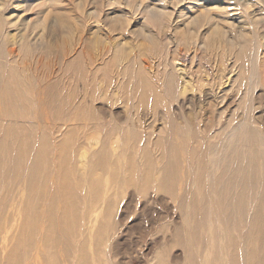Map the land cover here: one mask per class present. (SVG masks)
Instances as JSON below:
<instances>
[{"label": "rangeland", "instance_id": "374dc122", "mask_svg": "<svg viewBox=\"0 0 264 264\" xmlns=\"http://www.w3.org/2000/svg\"><path fill=\"white\" fill-rule=\"evenodd\" d=\"M0 151V264H187L175 229L192 224L197 263L213 233L225 264L249 225L233 160L255 165L249 218L264 181V0H0Z\"/></svg>", "mask_w": 264, "mask_h": 264}, {"label": "bare ground", "instance_id": "6f19581e", "mask_svg": "<svg viewBox=\"0 0 264 264\" xmlns=\"http://www.w3.org/2000/svg\"><path fill=\"white\" fill-rule=\"evenodd\" d=\"M165 7L166 6H160V7H158L157 6V4L155 3V4H153V6H148L146 9L147 10H145V12H146V15H148V16H150L151 18H157V17H160L161 15H163L164 13H165V11H164V9H165ZM206 9H208L207 7H206ZM166 10V9H165ZM218 10H219V8H218ZM185 57H187L186 55H185ZM183 58V57H182ZM181 58V59H182ZM189 58V57H188ZM181 59H179V60H181ZM184 59H186V58H184ZM193 60V59H192ZM180 63V62H179ZM183 63V62H182ZM236 68V67H235ZM167 76V75H166ZM167 79V78H166ZM222 80V79H221ZM4 81V80H3ZM165 81H167V80H165ZM176 83V81L173 79V78H170V80H169V85L170 86H173L174 84ZM168 84V83H167ZM186 87V86H185ZM179 89H180V87H179ZM249 90H251V89H249ZM211 93V92H210ZM214 96V95H213ZM204 102V101H203ZM216 103V102H215ZM11 106V105H10ZM207 107V106H206ZM186 128V127H185ZM247 133V132H246ZM187 135V134H186ZM185 135V136H186ZM6 137H7V135H6ZM5 137V138H6ZM184 137V136H183ZM187 137V136H186ZM185 137V139L186 140H188L187 138ZM15 138V137H14ZM2 139V138H1ZM7 139H8V137H7ZM6 139V140H7ZM194 139V138H193ZM192 139V140H193ZM11 140V139H10ZM14 141H15V139H13ZM7 142V141H6ZM13 142V141H12ZM158 142V141H157ZM161 142V141H160ZM188 142V141H187ZM190 142V141H189ZM15 143V142H14ZM205 143V142H204ZM231 143V142H230ZM182 144V143H181ZM185 144V143H184ZM184 144H183V146H184ZM189 144V143H188ZM6 145V144H5ZM187 145V144H186ZM192 145V144H191ZM194 145H196V142H195V144ZM4 146V145H3ZM7 146V145H6ZM190 146V145H189ZM229 146H231L230 148H229V150H233V151H235V148H237V147H234L233 145H229ZM204 147V146H203ZM260 147V146H259ZM190 148V147H189ZM7 149V148H6ZM12 149V148H11ZM106 149V148H105ZM228 150V149H227ZM188 151V150H187ZM1 152V151H0ZM3 152V151H2ZM3 154V153H2ZM216 155H217V153H216ZM219 155V154H218ZM235 155H237V153L235 154ZM259 155H261L260 153H259ZM3 156V155H2ZM193 156V155H192ZM39 157V156H38ZM217 159H218V157L217 156H215ZM105 158H106V150H102V151H100L95 157H94V159H93V162H92V166H91V170L92 171H94L95 169H97V167H101V166H103V162H104V160H105ZM194 158H195V156H194ZM217 159H215V160H217ZM238 159V160H237ZM221 160V159H220ZM236 160H237V162H236ZM228 161H230V159H227L226 157H225V161H224V163H226V165H225V169H226V167H227V162ZM3 162V161H2ZM215 162V161H214ZM220 162V161H219ZM40 163V162H39ZM216 163V162H215ZM217 164V163H216ZM3 165V164H2ZM213 165H214V163H213ZM218 165V164H217ZM217 165H215V166H217ZM34 166V165H33ZM232 166H233V168L232 169H234L233 171H232V175L231 176H229V179H228V181H229V183L230 184H232L233 185V187H236L235 185H237L238 183V185H239V189H240V191H239V194H238V196L235 198V201L233 200L232 202V206H234L236 209H237V211H236V213H238V214H240L241 215V217L242 218H244V214H245V222L247 223V221L249 222V225H245L247 228H248V230H247V232H246V234H245V236H244V238H245V241H244V249H245V252H243L242 254H240V255H236V254H232L231 256H230V258H228L229 256H227V258H228V260H227V262H225V264H264V181H259L260 183H259V185H258V187H257V190H256V192L255 193H257V195H258V197H257V199L256 198H254L255 200H257V202H258V204H254V206H253V214H252V216L249 218L248 216V214H246L245 213V211H246V207H247V205H246V199H247V194H248V192H247V190H249L250 189V187H254V180H252L253 182H249L250 181V176L251 175H256V172H255V165L251 162V160H248V158H247V156L246 155H244V153H242L241 155H240V157L239 158H235L234 160H233V162H232ZM1 168H2V166H1ZM227 168H229V167H227ZM212 169H213V167H212ZM11 170H13V169H11ZM162 171L158 174V176H157V179H156V182H157V184H156V186H157V191L160 193V192H162V193H168V194H172L174 191H175V186H174V184H173V186H171V181H172V179H173V176H172V171H171V168L170 167H167V169L166 168H164V169H161ZM262 170V169H261ZM261 170H260V172H261ZM196 171H199V170H196ZM217 171H220L219 169L217 170ZM9 172V171H8ZM12 172V171H11ZM206 172V171H205ZM229 172V171H228ZM230 172H231V169H230ZM2 173V172H1ZM194 173V172H193ZM197 173V172H196ZM199 173V172H198ZM217 173V172H216ZM219 173V172H218ZM222 173V172H221ZM32 174V173H31ZM228 174V173H227ZM227 174H226V176H227ZM243 174V175H242ZM30 175V174H29ZM147 175V174H146ZM194 175H195V173H194ZM25 176H28V175H25ZM183 176V175H182ZM219 176V175H218ZM28 177H30V176H28ZM145 177H147L146 179H143V189L142 190H146V189H148V186H149V184H150V182H151V179H150V176H145ZM194 177V176H193ZM214 177V176H213ZM253 177V176H252ZM154 178V177H153ZM183 178V177H182ZM189 178V177H188ZM196 178H197V176H196ZM33 179V178H32ZM35 179V178H34ZM224 179V178H223ZM253 179H255L254 177H253ZM31 180V179H30ZM133 180V179H132ZM155 180V179H154ZM193 180V179H192ZM195 180V182H194V184H196V187L194 186V188H195V190H194V188H192V186H189V188H188V186H186L185 187V189L184 190H186V196H183L182 198H181V200H180V202H179V206L181 207V208H183L184 206H185V204H187V206L190 208V210H193V213L195 212L194 210H196V206H197V203L196 202H198V200L196 201L195 199V197L194 196H197L195 193L197 192V194H199V192L201 193H204L205 192V190H207L206 189V184L203 186V188L202 187H199V180L198 179H194ZM262 180V179H261ZM33 181V180H32ZM35 181V180H34ZM185 181V179H183V181L182 182H184ZM202 181H203V179H202ZM216 181V180H215ZM27 182H29V181H27ZM31 182V181H30ZM29 182V183H30ZM154 182V181H153ZM188 182V181H187ZM205 182H207V181H205ZM185 183V182H184ZM183 183V184H184ZM208 183V182H207ZM211 183V182H210ZM225 183H227V182H225ZM182 183H180L179 184V186L181 185ZM192 184V183H191ZM213 184H214V182H213ZM153 185H155V184H153ZM211 185V184H210ZM226 185V184H225ZM182 186V185H181ZM218 187H219V185H218ZM153 188H154V186H153ZM209 188V187H208ZM218 189V188H217ZM229 189H231L232 190V188H229ZM194 190V191H193ZM234 190V189H233ZM189 191V193L187 194V192ZM208 191H211V190H209L208 189ZM207 192V191H206ZM235 192V191H234ZM213 193V192H212ZM206 195H208L207 193H205ZM231 194V193H230ZM236 194V193H235ZM200 196H201V194H199ZM198 195V197H200ZM214 195V194H213ZM250 195V194H249ZM252 195V194H251ZM216 196V195H215ZM225 196V195H224ZM235 195H233L232 197H234ZM179 197V196H178ZM177 197V198H178ZM231 198V197H230ZM211 198H209V200H210ZM191 200V201H190ZM201 200V199H200ZM214 200H215V198H214ZM230 200V199H229ZM189 201V202H188ZM252 201V200H251ZM254 202V201H253ZM189 203H190V205H189ZM202 203H203V205H202ZM212 203H214L215 204V202H212ZM211 204V203H210ZM224 204H225V202H224ZM249 204H250V202H249ZM212 205V207H213V204H211ZM220 205H223V203H220ZM186 206V207H187ZM200 206H202L203 207V209H204V207L206 206V204H205V202H202L201 201V203H200ZM228 206V205H227ZM226 206V207H227ZM251 206V205H250ZM249 206V207H250ZM185 207V208H186ZM233 207V208H234ZM198 208H200V207H198ZM210 209H212L211 208V206L209 207ZM223 208H224V205H223ZM252 208V207H251ZM188 210V209H187ZM190 210H189V212H190ZM217 210V209H216ZM223 210V209H222ZM248 210V209H247ZM198 213H199V211H198ZM204 213V212H203ZM222 213V212H221ZM250 213V212H249ZM97 214H99V213H97ZM96 214V215H97ZM214 214V213H213ZM234 214H235V212H234ZM237 214V215H238ZM95 215V216H96ZM186 215V214H185ZM208 215H209V212H208ZM223 215V214H222ZM227 215V214H226ZM95 216H93V217H95ZM221 216V215H220ZM224 216V215H223ZM222 216V217H223ZM236 217V216H235ZM97 219H98V217H96ZM200 218V217H199ZM189 219H190V217H189ZM237 218H235V220H236ZM96 220V219H95ZM94 220V221H95ZM75 221V220H74ZM89 221H91V220H89ZM93 221V222H94ZM193 221V220H192ZM185 222H186V220H185ZM194 222V221H193ZM91 223V222H90ZM188 224V223H187ZM93 225V224H92ZM213 225V224H212ZM242 225V224H241ZM208 227H210L209 226V223H208ZM228 227V226H227ZM70 228V230H71V227H69ZM220 228H221V226H220ZM212 228L210 227V233L213 231L214 232V230H211ZM228 229V228H227ZM176 231H175V238H176V242L178 243V244H181L182 245V243L186 246V248H187V259H186V262H187V264H198L197 263V259L194 257V255L192 254V252H191V248H192V245L193 244H199V242L201 243V241H200V235H201V232H202V230L204 231V229H203V227L202 226H200V225H185L184 226V228L182 227V228H177V229H175ZM183 231H185L184 233H183ZM229 231V230H228ZM69 232V231H68ZM205 232V231H204ZM204 232H202V234L204 233ZM209 232V231H208ZM220 232V231H219ZM206 233V232H205ZM228 233V232H227ZM184 234V235H183ZM216 234V233H215ZM217 234H219V233H217ZM221 234V233H220ZM243 234V233H242ZM241 234V235H242ZM61 235V234H60ZM207 235V234H206ZM211 235L212 236H210V237H212L211 238V242H212V244L211 245H213L215 248L218 246H215V242H214V234L213 233H211ZM222 235V234H221ZM219 236V235H218ZM228 236H229V234H228ZM227 236V237H228ZM68 238V237H67ZM219 239V238H218ZM221 239V238H220ZM219 239V240H220ZM227 239H229V238H227ZM226 239V240H227ZM3 240V239H2ZM67 240V239H66ZM69 240V239H68ZM223 240H225V237L223 238ZM221 241V240H220ZM220 241H218V243L220 242ZM230 241H231V246L233 247V244H234V241H235V239H233L232 237L230 238ZM4 242V241H3ZM209 242V241H208ZM225 242V241H224ZM229 242V241H228ZM243 241H242V239H241V243H242ZM215 243V244H214ZM217 243V244H218ZM223 245H224V243H223ZM223 245H220L221 247L223 246ZM209 246H210V244H209ZM213 246H211V248L213 247ZM219 246V247H220ZM227 246H228V248H229V245L227 244ZM226 246V247H227ZM198 247V246H197ZM213 247V248H214ZM220 247V248H221ZM240 247V246H239ZM185 248V249H186ZM210 248V247H209ZM208 248V249H209ZM211 248H210V250H211ZM195 249V248H194ZM194 249H192V250H194ZM208 249H206L207 251H208ZM223 249V248H222ZM225 249V248H224ZM200 250V248L198 249V251ZM205 250V248L201 251V252H199L200 253V258H203V261H205V264H208L209 262H208V257L206 256V251ZM213 250V249H212ZM212 250H211V252H212ZM215 250V249H214ZM214 250H213V252H214ZM221 250V249H220ZM228 251V250H227ZM241 251V250H240ZM209 252V251H208ZM212 252V253H213ZM225 252V251H224ZM194 253V252H193ZM221 253V252H220ZM240 253V252H239ZM209 254V253H208ZM226 254H228V253H226ZM229 255V254H228ZM199 256V255H198ZM219 256L220 255H218V257H216V258H218L219 259ZM207 257V258H206ZM226 257V256H225ZM199 258V259H200ZM242 258V259H241ZM88 260V259H87ZM201 260V259H200ZM200 260H199V262H200ZM85 261V260H84ZM196 261V262H195ZM210 261V260H209ZM207 262V263H206ZM201 263V262H200ZM199 263V264H200ZM219 263V262H218ZM185 264V263H184ZM203 264V263H202ZM210 264V263H209ZM223 264V263H222Z\"/></svg>", "mask_w": 264, "mask_h": 264}]
</instances>
